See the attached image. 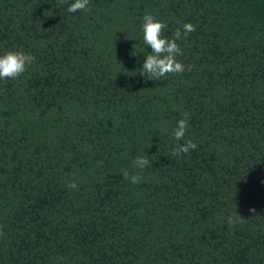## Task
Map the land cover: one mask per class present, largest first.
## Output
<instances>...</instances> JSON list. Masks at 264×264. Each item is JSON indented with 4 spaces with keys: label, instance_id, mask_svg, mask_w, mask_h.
<instances>
[{
    "label": "trees",
    "instance_id": "trees-1",
    "mask_svg": "<svg viewBox=\"0 0 264 264\" xmlns=\"http://www.w3.org/2000/svg\"><path fill=\"white\" fill-rule=\"evenodd\" d=\"M71 2L0 0V54L35 58L0 80V264H264V0ZM146 12L196 26L182 74L138 73Z\"/></svg>",
    "mask_w": 264,
    "mask_h": 264
},
{
    "label": "clouds",
    "instance_id": "clouds-1",
    "mask_svg": "<svg viewBox=\"0 0 264 264\" xmlns=\"http://www.w3.org/2000/svg\"><path fill=\"white\" fill-rule=\"evenodd\" d=\"M68 12L76 13L78 11H90L89 0H72L68 4ZM166 28L165 22L158 20L153 14L146 12L142 18L143 41L151 51L144 57L142 67L138 72L143 78L157 81L168 74H182L185 71V65L177 59L179 55H183L182 49L177 41L187 38V36L196 30V26L191 22L183 23L177 27L172 38L166 37L163 33ZM34 57L23 50H8L4 54H0V80L17 79L34 61ZM192 66H188L187 70L191 71ZM189 119L187 113L178 120L174 130V140L179 142L184 140L186 131L189 127ZM196 143L192 139L184 140V143H177L173 148V154L180 156L181 154H189L190 150H195ZM134 164L139 169L151 167L152 161L147 156H139L135 159ZM125 179L130 180L132 184H139L143 177L139 174L129 175L127 172L123 174ZM71 189H78L79 185L75 178L70 180L67 185ZM249 212L255 213V208H250ZM241 219L243 216L241 215ZM229 225H234L235 221L230 216L227 219ZM2 235V230H0Z\"/></svg>",
    "mask_w": 264,
    "mask_h": 264
}]
</instances>
